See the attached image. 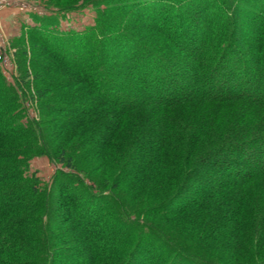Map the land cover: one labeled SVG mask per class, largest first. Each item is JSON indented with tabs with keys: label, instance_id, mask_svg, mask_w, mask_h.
<instances>
[{
	"label": "trees",
	"instance_id": "trees-1",
	"mask_svg": "<svg viewBox=\"0 0 264 264\" xmlns=\"http://www.w3.org/2000/svg\"><path fill=\"white\" fill-rule=\"evenodd\" d=\"M85 5L86 32L32 15L0 72V264H264V0L54 6Z\"/></svg>",
	"mask_w": 264,
	"mask_h": 264
},
{
	"label": "rangeland",
	"instance_id": "rangeland-1",
	"mask_svg": "<svg viewBox=\"0 0 264 264\" xmlns=\"http://www.w3.org/2000/svg\"><path fill=\"white\" fill-rule=\"evenodd\" d=\"M66 1L74 2V0H0V72L6 81L11 82L14 86L17 83H22L16 62V52L13 47L19 39L23 41L26 47V53L23 55L24 66H30L29 58L33 56V51L28 43L33 39L29 37L28 31L32 26L37 25L32 15L50 18L51 20H45V23H48L46 25H49L48 27L56 25V29L62 32H86L93 27L94 6L85 5L73 10L57 11L54 5L64 4ZM34 71L29 70L27 86L21 85V89L17 87V90L22 97L28 98L24 102L26 115L38 120L40 113L39 102L35 98ZM30 94H34V98L31 97L30 99ZM22 119L24 121L25 116ZM57 167H59L58 164L52 163L45 156H35L29 161V170L35 171L42 183L52 179Z\"/></svg>",
	"mask_w": 264,
	"mask_h": 264
},
{
	"label": "built area",
	"instance_id": "built-area-1",
	"mask_svg": "<svg viewBox=\"0 0 264 264\" xmlns=\"http://www.w3.org/2000/svg\"><path fill=\"white\" fill-rule=\"evenodd\" d=\"M0 58H1V53H0Z\"/></svg>",
	"mask_w": 264,
	"mask_h": 264
}]
</instances>
